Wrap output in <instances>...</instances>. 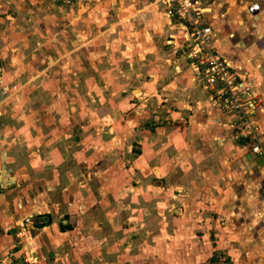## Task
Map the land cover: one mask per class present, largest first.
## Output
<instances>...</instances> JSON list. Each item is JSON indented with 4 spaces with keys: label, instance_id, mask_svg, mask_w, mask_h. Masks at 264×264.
<instances>
[{
    "label": "crops",
    "instance_id": "0c3cea01",
    "mask_svg": "<svg viewBox=\"0 0 264 264\" xmlns=\"http://www.w3.org/2000/svg\"><path fill=\"white\" fill-rule=\"evenodd\" d=\"M253 3L261 7L254 14L248 11ZM205 7L203 20L213 26L222 55L251 84L257 103L252 117L264 148V0H215ZM168 10L164 0H76L70 8L55 0H0L3 74L50 73V58L59 63L79 52L63 50L65 38L82 48V38H118L121 27V38H136L153 63L142 94L155 103L128 116L136 126L124 130L121 166L110 152L102 165L91 164L104 179L94 185L90 178L89 191L66 176L57 196L29 207L3 189L0 175V264H18L19 242L39 264H118L112 236L120 249L141 252L142 264L152 258L148 252H154L153 264H207L217 251L231 264H264V155L252 151L255 142L234 137L231 119L193 82L181 57L186 32ZM130 203L137 204L132 211ZM20 213L47 223L23 238L13 232ZM69 215L88 220V239L77 223L64 220ZM99 249L106 254L95 262L80 255Z\"/></svg>",
    "mask_w": 264,
    "mask_h": 264
},
{
    "label": "rangeland",
    "instance_id": "374dc122",
    "mask_svg": "<svg viewBox=\"0 0 264 264\" xmlns=\"http://www.w3.org/2000/svg\"><path fill=\"white\" fill-rule=\"evenodd\" d=\"M55 2L61 7H71L59 0ZM120 28L115 33L118 38H82V48H75L76 44L65 38L68 44L63 50H78L75 58L67 57L59 63L50 58L51 63H55L51 72L34 78L25 74H3L0 59V175H3V189L12 190L11 194L20 199L18 203L30 207L37 205L36 200L45 198L49 201L64 187L66 176L71 182L81 180L85 190L89 191L91 182L99 185L104 179L96 176L99 170H94L91 164L102 165L105 158L109 159V152L117 153L114 155L117 165L123 163L126 153V148H121L126 135L124 130L128 125L136 126L127 122L128 116L136 111L143 113L153 109L155 103L142 94L147 88L150 78L147 72L153 68V63L142 55L136 38L131 35L128 36L132 38H121ZM56 39L53 44L57 47ZM120 171L118 168L116 178L122 181L126 176ZM69 192L66 197L71 199L73 194ZM61 197L64 198L62 194ZM58 203L60 201L49 205L54 207ZM134 206L137 204L130 203L127 210L132 211ZM26 218L33 221L27 228L24 225ZM65 219L67 223H77L78 230L88 239V220H76L70 215ZM18 221L13 228L14 234L30 229L27 236H31L29 231H34L38 225L47 223V220L25 217L24 214L19 215ZM130 224L128 237L133 240L137 236H133L136 233ZM114 226L111 229L117 232ZM111 239L115 247L113 252L118 254V264H142L141 252L124 251L116 236ZM148 253L153 258L154 252ZM105 254L106 251L100 249L80 252L84 260L94 259V262ZM152 258L147 259L148 264H153ZM207 264L231 262L226 253L217 251Z\"/></svg>",
    "mask_w": 264,
    "mask_h": 264
},
{
    "label": "built area",
    "instance_id": "2783aa9c",
    "mask_svg": "<svg viewBox=\"0 0 264 264\" xmlns=\"http://www.w3.org/2000/svg\"><path fill=\"white\" fill-rule=\"evenodd\" d=\"M61 4L73 6L75 0H59ZM169 10L167 16L186 32V40L181 48V57L191 70L192 80L206 95L217 112L229 117L234 127V137L248 138L255 142L252 151L264 155V148L258 138V130L253 120L256 97L251 84L243 72L230 65L222 55L215 38L213 26L203 20V15L215 0H164ZM261 10L259 3H253L248 11L252 14ZM25 227L33 224L32 218L25 219ZM30 229L19 233L27 236ZM30 232V231H29ZM21 235V236H22ZM21 255L18 264H39L33 252L23 242H19ZM14 257V256H12Z\"/></svg>",
    "mask_w": 264,
    "mask_h": 264
}]
</instances>
